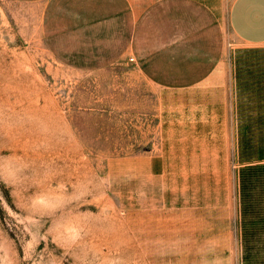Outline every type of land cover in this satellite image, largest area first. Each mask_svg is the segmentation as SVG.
<instances>
[{"label": "rangeland", "instance_id": "1", "mask_svg": "<svg viewBox=\"0 0 264 264\" xmlns=\"http://www.w3.org/2000/svg\"><path fill=\"white\" fill-rule=\"evenodd\" d=\"M228 3L192 0L178 26L162 0L137 19L129 0H0V264H264L258 234L243 243L264 206L242 201L231 139L179 122L162 85L179 53L256 48ZM173 30L188 38L163 49ZM197 100L186 115H217Z\"/></svg>", "mask_w": 264, "mask_h": 264}, {"label": "crops", "instance_id": "2", "mask_svg": "<svg viewBox=\"0 0 264 264\" xmlns=\"http://www.w3.org/2000/svg\"><path fill=\"white\" fill-rule=\"evenodd\" d=\"M139 1L141 0H129L134 19H137L144 10V8H137ZM162 1L169 9H172L168 17L172 19L173 24L181 26L183 22L181 8L185 4H190L192 0ZM207 21L205 25L209 35L212 24L210 19ZM225 21L231 34L240 44L256 48L251 51L237 50L235 55L233 53L230 63L220 61L217 53H211L209 45L204 46L206 47L204 50H207L205 53L196 51L192 55L183 56L179 53L177 73L180 76L177 78V83L162 85L177 87L181 106L183 99L184 118L182 119L181 115L179 122H192L194 131L197 132L200 129L203 132L201 135L197 134L198 136H204L205 131L209 133V137L231 139L232 153L237 157L236 170L242 172L241 177L237 178L241 185L242 201L263 203L264 206V0H229ZM186 38L188 37H184L178 30H173L164 36L163 49L166 48V43H171L172 47H175L176 43ZM205 40L211 43L210 37ZM174 57L173 54L172 58ZM143 71L145 75L149 73L146 70ZM199 93L202 97L208 98L211 95L216 97V105H212L211 110L207 108L205 111H211L217 115L199 121L195 115L196 109L193 110V116L185 114L187 106L189 110L191 106L195 108L198 105ZM207 104L208 102L202 105L208 106ZM204 123L207 126H202ZM250 168H257L263 172L258 175L247 174L246 171ZM255 180L259 184L252 187ZM258 216L264 223V209L263 212H258ZM247 227L250 228V226ZM248 228L244 226L242 231L243 243L246 244V234L250 236L257 233L258 242L256 240L252 242H257L256 247L260 249L262 245L259 244L264 243V225L254 231ZM256 247L248 246L247 248V245H244V250ZM261 250H264V246Z\"/></svg>", "mask_w": 264, "mask_h": 264}, {"label": "built area", "instance_id": "3", "mask_svg": "<svg viewBox=\"0 0 264 264\" xmlns=\"http://www.w3.org/2000/svg\"><path fill=\"white\" fill-rule=\"evenodd\" d=\"M131 58V57H130Z\"/></svg>", "mask_w": 264, "mask_h": 264}]
</instances>
